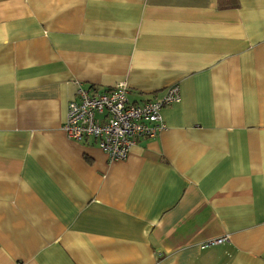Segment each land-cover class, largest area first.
<instances>
[{"label": "crops", "instance_id": "0c3cea01", "mask_svg": "<svg viewBox=\"0 0 264 264\" xmlns=\"http://www.w3.org/2000/svg\"><path fill=\"white\" fill-rule=\"evenodd\" d=\"M227 1L0 0V264H264V0ZM120 81L180 101L110 161L62 123Z\"/></svg>", "mask_w": 264, "mask_h": 264}, {"label": "built area", "instance_id": "2783aa9c", "mask_svg": "<svg viewBox=\"0 0 264 264\" xmlns=\"http://www.w3.org/2000/svg\"><path fill=\"white\" fill-rule=\"evenodd\" d=\"M129 89L123 81L106 89L79 84L67 103L62 128L75 140L93 139L110 161L124 159L130 149L154 138L165 129L161 110L180 101V87L169 85L161 97L140 103L128 100ZM227 236L210 238L200 248L222 243Z\"/></svg>", "mask_w": 264, "mask_h": 264}, {"label": "trees", "instance_id": "16d2710c", "mask_svg": "<svg viewBox=\"0 0 264 264\" xmlns=\"http://www.w3.org/2000/svg\"><path fill=\"white\" fill-rule=\"evenodd\" d=\"M223 6H229L230 4L228 3L227 0H223V3H222Z\"/></svg>", "mask_w": 264, "mask_h": 264}]
</instances>
